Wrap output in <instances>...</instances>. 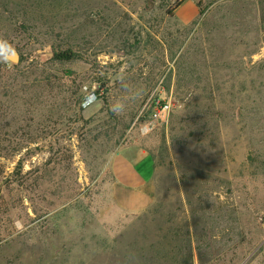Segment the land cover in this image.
<instances>
[{"label":"rangeland","instance_id":"374dc122","mask_svg":"<svg viewBox=\"0 0 264 264\" xmlns=\"http://www.w3.org/2000/svg\"><path fill=\"white\" fill-rule=\"evenodd\" d=\"M0 39V264H264V0H0Z\"/></svg>","mask_w":264,"mask_h":264},{"label":"clouds","instance_id":"9594fccd","mask_svg":"<svg viewBox=\"0 0 264 264\" xmlns=\"http://www.w3.org/2000/svg\"><path fill=\"white\" fill-rule=\"evenodd\" d=\"M15 48L5 39H0V62L11 63L16 57Z\"/></svg>","mask_w":264,"mask_h":264},{"label":"trees","instance_id":"16d2710c","mask_svg":"<svg viewBox=\"0 0 264 264\" xmlns=\"http://www.w3.org/2000/svg\"><path fill=\"white\" fill-rule=\"evenodd\" d=\"M56 60L59 62H68L74 59V54L70 52L59 53L55 56Z\"/></svg>","mask_w":264,"mask_h":264},{"label":"built area","instance_id":"2783aa9c","mask_svg":"<svg viewBox=\"0 0 264 264\" xmlns=\"http://www.w3.org/2000/svg\"><path fill=\"white\" fill-rule=\"evenodd\" d=\"M153 106H155V107H157V108H159V109L161 108V107L159 106L158 102H154V103H153ZM158 106H159V107H158Z\"/></svg>","mask_w":264,"mask_h":264},{"label":"crops","instance_id":"0c3cea01","mask_svg":"<svg viewBox=\"0 0 264 264\" xmlns=\"http://www.w3.org/2000/svg\"><path fill=\"white\" fill-rule=\"evenodd\" d=\"M138 170V169H137ZM139 174L141 175L140 171L138 170ZM142 176V175H141Z\"/></svg>","mask_w":264,"mask_h":264}]
</instances>
